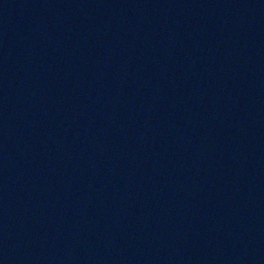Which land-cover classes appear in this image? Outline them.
I'll list each match as a JSON object with an SVG mask.
<instances>
[{"label":"water","instance_id":"obj_1","mask_svg":"<svg viewBox=\"0 0 264 264\" xmlns=\"http://www.w3.org/2000/svg\"><path fill=\"white\" fill-rule=\"evenodd\" d=\"M0 264H264V0H0Z\"/></svg>","mask_w":264,"mask_h":264}]
</instances>
